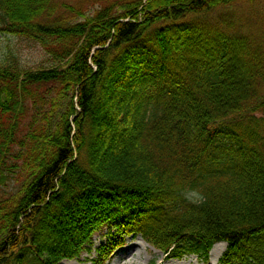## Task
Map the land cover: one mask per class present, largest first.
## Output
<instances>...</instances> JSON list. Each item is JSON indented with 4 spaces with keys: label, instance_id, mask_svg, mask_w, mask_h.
<instances>
[{
    "label": "trees",
    "instance_id": "1",
    "mask_svg": "<svg viewBox=\"0 0 264 264\" xmlns=\"http://www.w3.org/2000/svg\"><path fill=\"white\" fill-rule=\"evenodd\" d=\"M86 1L0 0L43 57L0 60V264L78 260L107 224L264 264V37L201 18L241 0Z\"/></svg>",
    "mask_w": 264,
    "mask_h": 264
},
{
    "label": "rangeland",
    "instance_id": "2",
    "mask_svg": "<svg viewBox=\"0 0 264 264\" xmlns=\"http://www.w3.org/2000/svg\"><path fill=\"white\" fill-rule=\"evenodd\" d=\"M93 1H86L87 9L92 8ZM222 15H227L239 23L241 21V26L246 30L258 27L259 38L264 37V0L258 2L241 0L209 16H201V18L204 20H215ZM8 47L19 50L24 63L28 66L35 67L43 60L41 53L37 49H31L16 38L5 36H0V60L3 59L4 52ZM116 241L120 242L121 245L111 253L107 264H179L178 260H166L162 253L154 249L140 235H121L113 224H107L96 232L91 244L78 260L65 261L62 264H93V261L97 258V249ZM226 248L227 245L223 244L217 246V250L222 252L220 258ZM179 260L184 264H213L210 259L205 262L195 255H187ZM219 260L217 264H219Z\"/></svg>",
    "mask_w": 264,
    "mask_h": 264
},
{
    "label": "bare ground",
    "instance_id": "3",
    "mask_svg": "<svg viewBox=\"0 0 264 264\" xmlns=\"http://www.w3.org/2000/svg\"><path fill=\"white\" fill-rule=\"evenodd\" d=\"M144 243L147 245L146 242H144ZM218 245H221V244H218ZM218 245L214 246L213 249H212L211 252H210V260H211V262H212L213 264H217V263H218V260H219L221 254H222V252H219V251L217 250V246H218ZM223 245H225V244H223ZM152 249H153V248H152ZM153 250H154V249H153ZM154 251H155V250H154ZM177 262H179V264H184V263H181L180 260H178Z\"/></svg>",
    "mask_w": 264,
    "mask_h": 264
}]
</instances>
